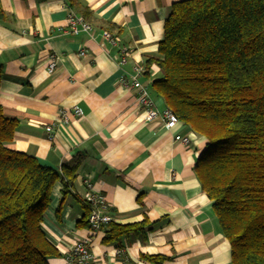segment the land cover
Segmentation results:
<instances>
[{"label": "crops", "instance_id": "1", "mask_svg": "<svg viewBox=\"0 0 264 264\" xmlns=\"http://www.w3.org/2000/svg\"><path fill=\"white\" fill-rule=\"evenodd\" d=\"M63 1L93 27L92 35L70 32ZM177 1L0 0V105L17 122L9 147L58 171L77 166L66 193L60 181L54 184L41 222L57 251L48 264H75L67 259L70 247L88 236L92 264H154L148 255L167 257L157 264H232L195 170L202 141L180 123L168 129L160 118L147 119L135 89L119 82L141 64L138 80L154 107L166 108L152 87L159 69L147 60L158 54ZM51 53L58 59L48 71ZM73 106L80 117L58 118L60 109ZM49 124L52 139L44 130ZM175 133L189 143L174 141ZM84 178L104 195L115 223L145 221L144 231L116 240L105 239L104 229L90 235L80 222ZM118 243L124 256L116 253Z\"/></svg>", "mask_w": 264, "mask_h": 264}, {"label": "trees", "instance_id": "2", "mask_svg": "<svg viewBox=\"0 0 264 264\" xmlns=\"http://www.w3.org/2000/svg\"><path fill=\"white\" fill-rule=\"evenodd\" d=\"M157 51L147 60L159 69L152 87L202 141L195 170L231 263L264 264V0L174 2ZM16 124L0 105V264H48L57 251L41 222L54 184L66 193L77 166L58 171L11 149ZM144 223L102 229L116 240L142 233Z\"/></svg>", "mask_w": 264, "mask_h": 264}, {"label": "built area", "instance_id": "3", "mask_svg": "<svg viewBox=\"0 0 264 264\" xmlns=\"http://www.w3.org/2000/svg\"><path fill=\"white\" fill-rule=\"evenodd\" d=\"M63 6L66 7V24L72 34H77L79 31L86 32L92 35L94 32L93 27L86 22L81 16L76 15L74 11L70 9L68 4L63 1ZM103 36L108 39L112 44L116 43V40L112 35L105 31ZM126 53L125 48L122 50ZM80 55L84 54V51L79 52ZM58 57L51 53L48 58L47 69L51 71L57 63ZM143 72V66L141 64H136L133 66V72L128 75L121 76L119 78L120 85H128L135 89V99L140 107L145 111L147 119L160 118L164 121L165 127L168 129L174 128L178 122L176 116L168 108H164L159 111L154 107L153 101L148 93L147 87L140 83L138 76ZM129 79V80H128ZM69 116L80 117L81 111L78 107L73 106L71 108H64L58 111V118L62 121H67ZM47 136L52 139L54 137L53 125L49 124L44 127ZM174 141H179L183 144H187L190 141L189 136H184L179 133L173 135ZM83 187L85 189L84 195L82 197L83 204L87 208V229L90 235L98 233L102 230V227L113 221L111 214L108 212V204L104 198V195L94 187L92 181L89 178H84L82 180ZM90 240L91 236L85 238H76L67 255L69 261L75 264H92L94 260V255L90 251ZM116 253L120 256H124V247L120 246L116 249Z\"/></svg>", "mask_w": 264, "mask_h": 264}]
</instances>
